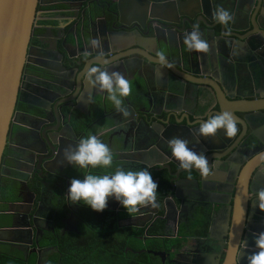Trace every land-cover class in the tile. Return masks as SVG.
Masks as SVG:
<instances>
[{"label":"flooded vegetation","instance_id":"flooded-vegetation-1","mask_svg":"<svg viewBox=\"0 0 264 264\" xmlns=\"http://www.w3.org/2000/svg\"><path fill=\"white\" fill-rule=\"evenodd\" d=\"M137 2L145 6V0L38 2L19 100L10 121L0 163V229L3 230L0 251L17 259L19 264H203L199 255L212 244L208 237L224 235L226 208L232 185L237 179L239 164L253 153L264 150L262 110L258 115H250L249 123L238 124L240 129L236 137L242 139L237 152L231 154L233 162L225 175L224 171L220 172L216 175V181H206L200 189L195 182L199 180L197 173L194 170L188 173L180 169L179 162L171 156L167 147V137L164 140L159 136L160 120H165L166 113L172 116V112H167L166 107L183 112L191 111L199 104L201 99L196 96L194 88L183 87L182 93L170 98L167 105L163 102V96H158L154 102L148 96L149 109L146 100L145 108L153 112L148 114V117L153 116L149 127L130 122L131 116L138 114L141 118L142 113L139 112V105H136L138 109H134V112L129 109L134 102L128 97L124 101L130 112L127 120L116 112L114 106L108 111L107 107L111 102L106 100L107 94L88 86L85 76L81 78V75L89 66H95L92 62L108 59L114 53L102 59L95 56L94 52L100 48L83 45V30L89 22V29H92L90 34L94 39L97 38V32L100 33L98 29L103 30L104 26L107 31L113 29L114 23V26L120 27L118 19L128 24L139 17L145 23L144 16L133 14V7ZM234 20V25L239 26V18ZM211 24H216L214 29L218 37H221L219 23L213 20ZM138 29L143 31L144 28ZM228 29L229 25L225 30ZM128 30L131 36L136 32V28L132 26ZM200 31L209 43L210 34ZM238 33L245 35V44H233L240 48L237 49L239 58L248 60L245 68H237L239 80H231L233 67L231 64L226 65L225 71H228L229 79L225 81L224 96L219 97L213 90H200L198 95L207 103L205 108L195 110L194 118H190V121L197 118L206 120L208 116L216 114L221 106L220 100L229 104L264 94L263 38L257 25ZM228 38H233L234 41L236 39L234 36ZM178 49L186 53L180 46ZM155 50L153 48L154 52ZM165 53L174 58V52ZM210 53L211 50L208 53L195 52L193 56L204 57ZM131 60L135 61L127 64L128 67L120 73L127 71L124 76L132 85H143L137 77L141 62L139 63L138 57ZM43 63L51 73L38 78L34 65ZM59 63L63 64V69ZM116 71L119 72L118 69ZM137 93L139 91H136V95ZM236 114L242 115L238 112ZM97 120L105 125L100 132L93 134L112 150L113 166L107 169H81L69 165L64 160V149L69 145L75 146L85 137V132L92 134L91 130ZM107 120H110L111 125L106 126ZM172 121L171 117L170 122ZM60 131L72 138L73 142L69 143L62 138ZM182 132L186 133L185 130ZM44 138L46 142L43 141ZM55 141L62 144L63 150L54 158L55 151L52 148ZM207 142L210 147H216L210 138ZM152 147H159V151L165 156V162L169 160L171 165L170 172L163 167L166 164L148 169L158 185L156 207H141L139 212L129 216L118 201L109 198L107 208L102 212H95L93 219H88L89 206L68 203L66 196L73 178L83 179L87 173L111 174L121 165L127 170L132 167V160L141 158L144 151L142 149L149 150ZM155 156L160 158L157 151ZM151 160L150 155L148 163ZM216 190L221 192L217 193ZM259 216L261 218L264 213L258 215V219ZM211 217L213 222H210ZM184 238H187L186 242ZM211 264H216L215 260Z\"/></svg>","mask_w":264,"mask_h":264},{"label":"water","instance_id":"water-1","mask_svg":"<svg viewBox=\"0 0 264 264\" xmlns=\"http://www.w3.org/2000/svg\"><path fill=\"white\" fill-rule=\"evenodd\" d=\"M38 2L39 0H0V163L10 121L17 100H19V89L27 55L30 53L28 45ZM135 4L137 5L135 8L133 7V14L140 15V17L144 16L145 23H142L139 17L131 20L128 24L118 19L117 22L121 25L120 27L114 26V23L111 31H107L105 26L103 30L98 29L101 34L97 32V37L100 38L102 47L99 51L94 52L95 56L102 59L113 53L114 55L108 59L104 58L92 63L102 70L112 72L118 69L119 72H123V69L128 67L127 64L135 61L131 59L138 57V61L141 63L138 67L140 72L137 77L143 83L144 88L139 90L136 95V102L129 108L134 112V109H138L136 105L141 107V110H139L142 113L141 118L138 114L135 117L131 116L130 122L133 121L136 125L149 127L153 120V116L148 117V114H153V112L145 108V100L148 109L150 104L147 93L149 83L157 84L154 90L159 97L163 96L165 105L168 104L170 98H174L178 93L181 94L183 87L191 86L195 89L196 96L201 99L199 104L195 105L193 110H184L183 112L182 110L166 107L167 112H172V116L166 113L165 120H160L161 130L159 136L164 140L165 137L169 140L174 135L184 138L189 141V147L192 150L206 155L211 174L205 178L200 175L198 170L193 169L199 176V180L195 182L202 189L206 181H216V175H219L220 172L224 171L225 175L230 168L229 166H231V162H233L231 161V154L237 152L242 137L228 138L224 132L219 131L215 137H210L215 142L216 147L209 146L208 138L199 137V125L206 121L209 116L206 120L197 118L190 121V118H194L195 110L200 107L205 108L207 103L198 93H200V90H210V92L213 90L219 97L224 96L225 81L229 79V73L225 71L228 64L233 67V73H230L231 80H239L237 68H245L248 60L239 58L237 49L240 50V48L235 46L233 42L245 44V35L238 32L245 31L255 25H257L258 32L264 42V0H145V6L141 2ZM218 7L229 10L234 19L239 18L240 22L239 26H235V20L233 19L229 23L228 30H225L224 26L219 24L221 37H218L214 29L216 24H211V21L214 20L213 12ZM132 23L134 25H131ZM196 24L205 34H210L208 40L210 39L211 53L204 57L193 56L195 52L189 51L183 43L185 35L189 34L193 25ZM129 26L136 28V32H133L132 36L129 35ZM89 28L88 22L83 30V45L87 47L91 46L93 40V36L90 34L92 29ZM138 28L144 29L140 31ZM225 31L230 32V35H227L226 38H224ZM228 36H234L235 41L233 38H228ZM246 40L248 41V37ZM64 41L66 42V40ZM179 46L186 51L185 54L178 49ZM129 48L130 51H127ZM153 48H156L155 52ZM160 50L174 52V58L166 55L169 65L167 67L156 62V53ZM66 52L69 54L68 48H66ZM42 58L44 59V57ZM231 61L235 63H231ZM43 62L47 63L46 61ZM44 63L43 65H34L38 78L51 73ZM59 65L61 69L64 68L63 64L59 63ZM86 71L87 69H85L81 78L85 76ZM235 87H237L236 84ZM101 98L105 100L104 96ZM101 103L104 104L102 101ZM220 105L216 114L229 112L237 117L239 131V123L241 125H244L243 122L249 123L251 120L250 115H258L260 111L264 110V94L254 99H241L229 104L220 100ZM57 109L56 107L55 110ZM236 112L242 115H237ZM178 115L180 117H177ZM171 117L174 120L172 122H170ZM164 124L167 125L164 127ZM165 130H167V134H165ZM183 130L186 133L182 132ZM59 135L67 142H73L72 138L63 135L61 131ZM87 135L85 132V136ZM43 141L46 142V139L44 138ZM61 150H63L62 144L55 141L52 148V151H55L54 158ZM142 150L144 151L141 153V158L132 160V167L130 166L127 170H148L149 167L166 164L163 167L168 168L169 172L171 171L169 160L165 162V156L159 151V147ZM156 151L160 154V158L155 156ZM150 155L152 160L148 163ZM262 155H264V150H259L239 164L237 179L232 185L226 208L227 221L224 235L222 237H208V239H211L209 242H212V244L202 250L199 255L203 264H211L213 260L216 264H247V260L245 261L244 258L247 259L252 252L257 251L253 234L264 232V216L261 218L259 216L260 219H258V215L262 212L253 203L251 196H254L257 190L264 187V161L260 159ZM170 162L175 166L179 165V163L178 165L175 164L173 160ZM119 167H122V165ZM216 192L221 191L216 190ZM210 222H213L212 217ZM208 230L210 231L211 228ZM2 232L3 230L0 229V240L3 238ZM184 239V242H186L187 238ZM244 251L245 253L241 256ZM154 254H157V252Z\"/></svg>","mask_w":264,"mask_h":264},{"label":"clouds","instance_id":"clouds-1","mask_svg":"<svg viewBox=\"0 0 264 264\" xmlns=\"http://www.w3.org/2000/svg\"><path fill=\"white\" fill-rule=\"evenodd\" d=\"M213 19L227 29L234 17L229 10L218 7L213 12ZM224 35H230V32L225 31ZM183 43L189 51L208 53L210 50V44L203 38L198 24L193 25L192 31L185 35ZM91 47L94 49L102 47L99 37L91 41ZM156 58L159 65L169 66L165 51H157ZM85 78L88 86L107 94L106 100L111 102L117 113L125 119L130 116L124 101L132 93V83L122 73L89 66ZM237 123L231 113L220 112L200 123L198 136L215 137L223 130L226 137L232 138L238 132ZM168 148L171 150V156L179 162L180 169L188 173L193 169L198 170L205 178L211 174L206 155L192 150L188 140L174 136L168 140ZM260 159L264 161V155L260 156ZM64 160L69 165L81 169L89 167L107 169L113 166L114 155L110 147L97 135L89 134L82 137L75 146L69 145L64 149ZM157 189L158 185L147 169L125 170L117 167L111 174L87 173L83 179L73 178L66 197L68 203L83 204L96 212L104 211L109 198H114L131 216L139 212L141 207L157 206ZM253 203L264 212V187L256 191ZM253 239L257 251L247 257V264H264V232L254 233Z\"/></svg>","mask_w":264,"mask_h":264},{"label":"crops","instance_id":"crops-1","mask_svg":"<svg viewBox=\"0 0 264 264\" xmlns=\"http://www.w3.org/2000/svg\"><path fill=\"white\" fill-rule=\"evenodd\" d=\"M125 74H127V71H125V73H123V75H125ZM135 85H136L135 83H133V85H132V90H134V93L132 92L131 95L128 97V99L132 100L134 103L136 102V100H134L135 97H136V91H139L141 88H144V85H142V84L138 85L137 87ZM134 87H136V88H134ZM155 87H157V84L156 83L155 84H152V83H149L148 84V91H147V93H148L150 99H152V102H154V101H156L158 99L157 98L158 95H157L156 91L154 90ZM112 107H113V105L110 103L108 105V107H107L108 111H111L112 110ZM108 118L110 120L113 119V117H108ZM110 120H107L106 121V126L111 125L110 124ZM104 125H105L104 123L102 124L100 121H98L97 124H95L94 127H93V129L91 130L92 134L95 133V132H98V131L100 132Z\"/></svg>","mask_w":264,"mask_h":264},{"label":"trees","instance_id":"trees-1","mask_svg":"<svg viewBox=\"0 0 264 264\" xmlns=\"http://www.w3.org/2000/svg\"><path fill=\"white\" fill-rule=\"evenodd\" d=\"M95 212L96 211L92 210L91 208H88L87 209V218L93 219V217L95 216ZM0 264H19V261L17 259L13 258L11 255H7V254L0 251Z\"/></svg>","mask_w":264,"mask_h":264}]
</instances>
